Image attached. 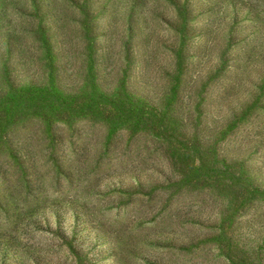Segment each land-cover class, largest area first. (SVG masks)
<instances>
[{
    "label": "rangeland",
    "instance_id": "374dc122",
    "mask_svg": "<svg viewBox=\"0 0 264 264\" xmlns=\"http://www.w3.org/2000/svg\"><path fill=\"white\" fill-rule=\"evenodd\" d=\"M0 264H264V0H0Z\"/></svg>",
    "mask_w": 264,
    "mask_h": 264
},
{
    "label": "trees",
    "instance_id": "16d2710c",
    "mask_svg": "<svg viewBox=\"0 0 264 264\" xmlns=\"http://www.w3.org/2000/svg\"><path fill=\"white\" fill-rule=\"evenodd\" d=\"M30 91H32V92L30 93ZM30 91L29 90L28 91L23 90V93H21L20 95L15 94L17 92L13 93V95H12V96H14L13 99L17 100L14 103L13 107H17L18 105L22 106L23 105V103H22L23 100L26 102V104L29 103V102H32L36 98H38V96H40V94L43 93L42 90H30ZM12 112L17 114V113H20V110L19 109H12Z\"/></svg>",
    "mask_w": 264,
    "mask_h": 264
}]
</instances>
